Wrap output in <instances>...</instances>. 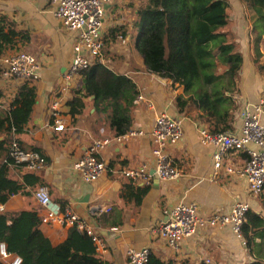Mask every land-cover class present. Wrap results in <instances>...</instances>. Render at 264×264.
I'll return each mask as SVG.
<instances>
[{
  "label": "crops",
  "instance_id": "1",
  "mask_svg": "<svg viewBox=\"0 0 264 264\" xmlns=\"http://www.w3.org/2000/svg\"><path fill=\"white\" fill-rule=\"evenodd\" d=\"M144 2L112 0L105 6L102 60L113 73L130 78L138 94L145 97L140 103H136L135 98L131 108V129L142 130L144 135L127 144L112 142L102 149L97 157L104 161L107 171L99 180L86 183L72 170L74 163L90 151L94 142L116 136L109 128L107 111L103 106L97 108L93 98L85 100L83 113L75 120L69 115L67 104L75 89L81 86L82 76L73 77L69 83H65L63 77L70 67L78 33L66 29L53 14L52 5L45 0H0V15L27 35L25 40L19 41L18 49L9 50L7 54L24 51L35 56L40 63V77L29 81L36 90L30 120L22 133L9 136L7 144L16 141L22 149L39 152L48 161L47 168L38 172H30L24 166L11 163L9 177L23 183L24 176L31 173L45 183L54 203L66 205L100 237L101 243H95L97 252L108 264H129L128 252L143 248H148L152 256L165 264H250L254 259L231 225L201 229L193 237L184 239L178 251L170 249L154 232L167 218L169 210L179 203L196 204L200 215L205 217L229 213L236 203H247L251 211L264 219V190L254 195L249 191L245 178L215 170L212 157L215 148L203 143L201 132H211L216 119L207 122L202 118L206 114L190 105L180 111L176 100L180 96L188 97L184 89L146 68L137 48L141 31L137 25V13ZM247 34L249 36L243 46L245 52L241 45L235 44L242 53L243 65L237 80L239 92L234 96L235 104L231 109L232 130L228 133L232 135L240 133L244 109L264 101V72L255 61L250 33L247 31ZM260 63L264 64L263 60L260 59ZM21 85L0 77L2 113L10 111ZM55 102L59 103L60 116L66 125L64 131L54 130L51 123V106ZM162 112L182 118L184 126L182 140L168 144L166 148L181 173L177 180L171 182L161 181L152 175L156 158L151 129L155 116ZM4 139L1 136L0 142ZM6 158V153L0 151V165ZM247 161V153L233 151L223 162L224 165L243 168ZM142 168L152 176L148 181L131 180L125 176L128 169ZM131 183L149 187L140 202L125 195L129 190L127 184ZM39 187L42 186H26L30 194L12 196L5 204V211L37 210L43 220L45 210L33 196ZM114 222H121V225L113 226ZM71 227L42 222L40 229L51 244L57 246L67 239Z\"/></svg>",
  "mask_w": 264,
  "mask_h": 264
},
{
  "label": "trees",
  "instance_id": "2",
  "mask_svg": "<svg viewBox=\"0 0 264 264\" xmlns=\"http://www.w3.org/2000/svg\"><path fill=\"white\" fill-rule=\"evenodd\" d=\"M254 13L250 43L261 71L264 64L261 44L264 40V0H239ZM227 0H145L138 9L137 25L141 27L137 44L149 72L179 84L187 98L180 96L176 103L180 111L194 106L206 114L207 122L214 121L211 133L232 130L231 109L238 94V76L243 65L242 53L222 29L229 22ZM26 33L15 28L0 15V55L18 49ZM223 70H221V68ZM82 84L68 102L69 115L75 120L85 108V100L93 98L97 108L107 111L109 128L115 136L126 134L132 127L131 108L138 94L134 82L113 73L100 58L81 72ZM36 101V90L29 81L23 83L9 112L0 111V151L7 155L0 165V203L18 194L28 195L26 186H44L38 177L27 173L24 182L9 177L8 138L20 134L28 124ZM11 143V142H10ZM9 143V144H10ZM8 145V146H6ZM39 151V150H37ZM2 154V153H1ZM3 155V154H2ZM126 197L140 202L149 190L127 184ZM63 211L66 205H61ZM42 219L37 210L0 214V245L19 257L21 264H108L98 255L94 240L85 231L71 227L67 239L53 246L40 229ZM113 226L121 222L112 223ZM242 236L253 257L250 264H264V219L249 210L242 227ZM257 240H260L258 242ZM0 264L1 261H0ZM148 264H165L150 255Z\"/></svg>",
  "mask_w": 264,
  "mask_h": 264
},
{
  "label": "built area",
  "instance_id": "3",
  "mask_svg": "<svg viewBox=\"0 0 264 264\" xmlns=\"http://www.w3.org/2000/svg\"><path fill=\"white\" fill-rule=\"evenodd\" d=\"M35 1V0H30ZM53 7V14L62 21L64 27L78 33L76 45L73 50L71 64L63 79L65 83L88 69L95 58L103 60L104 57V18L105 6L112 0H45ZM1 80H14L20 84L35 81L40 77V63L35 56L24 51L7 55H0ZM67 89L65 84L64 90ZM142 94L136 96V103L143 102ZM51 123L56 131L66 130L64 120L60 116L59 103L51 106ZM264 101L258 105L248 106L242 112V125L239 135L229 133H211L202 131V141L205 145H212L215 150L212 155L216 171L223 170L227 175L240 176L246 179L249 191L259 195L264 190ZM183 119L162 112L155 116L151 137L154 144L153 154L156 158L154 175L161 181L171 182L177 180L181 173L176 169L173 159L166 152L168 144H176L183 138ZM144 135L142 130L130 129L126 134L113 139L96 141L88 153L76 163L72 170L80 175L86 183L99 180L107 171L104 161L97 154L112 142L127 144L134 138ZM233 151L247 153L248 161L243 168H234L224 165V158ZM10 161L16 165L24 166L30 172H38L47 168L48 161L39 152L26 151L13 141L8 146ZM131 180L143 179L148 181L150 175L145 169L125 172ZM37 203L45 210L42 222L58 225L76 226L92 237L96 244L101 243L91 227L76 214L68 209L63 211L61 206L51 199L48 187L42 186L33 192ZM250 207L247 203H236L229 213H215L210 217L200 215L194 203H179L169 210L167 218L162 221L154 232L167 246L178 251L184 239L193 237L201 229L231 225L235 235L246 247L242 236V227ZM5 211V205L0 203V214ZM110 211V209H107ZM150 250H130L128 252L129 264H148ZM0 259L4 264H21L19 257H12L4 245H0Z\"/></svg>",
  "mask_w": 264,
  "mask_h": 264
},
{
  "label": "rangeland",
  "instance_id": "4",
  "mask_svg": "<svg viewBox=\"0 0 264 264\" xmlns=\"http://www.w3.org/2000/svg\"><path fill=\"white\" fill-rule=\"evenodd\" d=\"M227 2L230 5L228 9L229 22L228 25L222 29V32L227 33L228 38L231 42L235 44L237 42V44L243 47L246 43V37L249 36V34H247V31L249 32V29L251 28L254 13L249 9H247L245 5L241 3L239 0H227ZM236 47L238 49V45H236ZM241 50L245 52L244 47ZM261 50L263 51L262 52L263 58H261V61L263 60L264 62V40L262 41L261 44ZM252 53L253 56L255 57L253 51ZM223 68L224 67H222L221 70H223Z\"/></svg>",
  "mask_w": 264,
  "mask_h": 264
},
{
  "label": "water",
  "instance_id": "5",
  "mask_svg": "<svg viewBox=\"0 0 264 264\" xmlns=\"http://www.w3.org/2000/svg\"><path fill=\"white\" fill-rule=\"evenodd\" d=\"M160 77V76H159ZM152 175H154V172H153V174Z\"/></svg>",
  "mask_w": 264,
  "mask_h": 264
}]
</instances>
